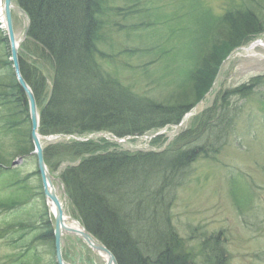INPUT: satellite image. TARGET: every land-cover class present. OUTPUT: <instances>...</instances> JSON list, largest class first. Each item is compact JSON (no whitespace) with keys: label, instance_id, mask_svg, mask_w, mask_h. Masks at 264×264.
Segmentation results:
<instances>
[{"label":"rangeland","instance_id":"1","mask_svg":"<svg viewBox=\"0 0 264 264\" xmlns=\"http://www.w3.org/2000/svg\"><path fill=\"white\" fill-rule=\"evenodd\" d=\"M108 1L111 29L106 42L100 44L107 56L100 60L103 69L135 95L167 105L194 98L190 86L197 57L216 46L225 48L224 16L244 2ZM2 16L0 6V29L7 37ZM13 22L16 40L21 41L26 29L24 14L15 10ZM259 42L264 44V33L221 51L229 53L221 58L212 87L178 124L124 138L108 132L74 138L49 136L42 140L43 149L77 138L84 142L104 140L121 152L166 154L179 145L177 139L184 132L190 130L198 136L200 129L202 139L193 147L203 146L206 156L187 167L165 192L171 200L169 221L173 238L180 243L179 251L192 264H264V47L258 46ZM29 49L33 46L23 48L24 61L45 76L50 86L45 100L49 101L54 73L46 60L38 61ZM255 81L258 85L248 95L234 93ZM6 113L0 107V156L4 160L0 164V264H58L54 238L34 240L44 234L46 223L54 236L55 219L44 197L34 146L31 149L26 142L28 123L9 130ZM78 162L56 156L48 169L65 216L81 223L73 214L61 179L63 172ZM134 237L148 248L154 241L170 238L164 230L158 239L144 230ZM61 243L67 264H105L78 237L65 235Z\"/></svg>","mask_w":264,"mask_h":264},{"label":"trees","instance_id":"2","mask_svg":"<svg viewBox=\"0 0 264 264\" xmlns=\"http://www.w3.org/2000/svg\"><path fill=\"white\" fill-rule=\"evenodd\" d=\"M15 1L30 19L19 62L21 73L36 97L39 131L44 137L108 132L124 138L178 124L212 87L221 58L229 53L222 52L264 33V0H244L238 10L224 16L221 26L227 42L225 48L216 46L197 57L190 86L194 98L167 105L135 95L103 69L100 60L105 61L107 56L101 52L100 44L106 42L111 29L108 0ZM128 13L127 10V17ZM7 45L8 39L0 29V107L7 112V129L28 123L25 138L32 149L29 106L9 60ZM31 45L33 57L46 60L54 73L49 101L45 100L50 89L45 76L24 61L27 57L23 48ZM256 83L234 93L248 95ZM198 133L195 136L193 131L184 132L177 139L179 145L166 154L121 152L104 140L73 139L47 146L44 157L47 166L52 165L56 156L79 161L61 175L73 214L115 255L118 264H192L179 251V241L173 238L169 221L171 200L165 192L187 167L206 156L203 146L193 147L202 139L200 129ZM25 153L28 152H21ZM0 164H4L2 156ZM142 230L157 239L164 230L170 238L154 241L151 248L142 247L134 237ZM53 238V228L46 223L44 234L34 240Z\"/></svg>","mask_w":264,"mask_h":264},{"label":"water","instance_id":"3","mask_svg":"<svg viewBox=\"0 0 264 264\" xmlns=\"http://www.w3.org/2000/svg\"><path fill=\"white\" fill-rule=\"evenodd\" d=\"M2 2L4 5L3 10L5 15L4 28L6 30L7 37L9 40L11 62L13 64V69L18 84L23 90L27 102L29 104L30 121H31V141L34 146V154L37 157L38 171L41 177L43 193L51 211L53 208L52 213L55 219L54 240H55L57 263L67 264L64 261L62 255L61 242L63 236L71 235L83 240L92 249L95 255H97L98 257L104 260L105 264H118L115 255L105 245H103L100 241L95 239L77 219L65 217L63 205L60 202L55 192V188L53 185V177L51 176V173L49 172V169L45 163L44 149L42 146V140L45 139V137H43L39 131L40 114L38 110L36 97L33 90L24 79L20 69V62H19L20 44L27 38L30 29V20L28 15L22 10V8L16 4L15 0H2ZM15 10L23 13L26 19L25 35H24V39L21 41H17L15 36L14 22H13V12ZM115 141H119V140L115 139ZM16 163L17 162H15L14 164ZM69 224L73 225L74 227L69 226Z\"/></svg>","mask_w":264,"mask_h":264},{"label":"bare ground","instance_id":"4","mask_svg":"<svg viewBox=\"0 0 264 264\" xmlns=\"http://www.w3.org/2000/svg\"><path fill=\"white\" fill-rule=\"evenodd\" d=\"M258 46H262L264 47V44H262L261 42H259V44H257ZM52 211H53V208H52ZM66 217V216H65ZM106 260V259H105Z\"/></svg>","mask_w":264,"mask_h":264}]
</instances>
